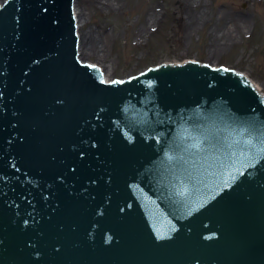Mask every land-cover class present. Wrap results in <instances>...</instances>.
<instances>
[{"label":"water","instance_id":"95a60500","mask_svg":"<svg viewBox=\"0 0 264 264\" xmlns=\"http://www.w3.org/2000/svg\"><path fill=\"white\" fill-rule=\"evenodd\" d=\"M74 1L0 5V264H264V96L222 62L106 83Z\"/></svg>","mask_w":264,"mask_h":264},{"label":"rangeland","instance_id":"374dc122","mask_svg":"<svg viewBox=\"0 0 264 264\" xmlns=\"http://www.w3.org/2000/svg\"><path fill=\"white\" fill-rule=\"evenodd\" d=\"M84 4L80 34L89 33L94 48L81 57L97 62L109 79L133 75L152 62L197 57L240 69L264 93V0H117L112 8L100 0H77V6ZM231 19L240 30L227 41Z\"/></svg>","mask_w":264,"mask_h":264},{"label":"bare ground","instance_id":"6f19581e","mask_svg":"<svg viewBox=\"0 0 264 264\" xmlns=\"http://www.w3.org/2000/svg\"><path fill=\"white\" fill-rule=\"evenodd\" d=\"M116 1L117 0H100L101 6L102 7H107V8H112L114 6H116ZM105 5V6H104ZM87 6L84 4L83 6H77V0H75V14H76V18L78 20V24H79V35H80V46H79V51L80 54H84L85 52H88V50H93L94 48V42L91 39V35L88 34H84L83 38L82 35L80 34V29L82 28V26L84 24V18L86 17L85 13H86V9ZM155 16L154 14L151 15V19L155 20ZM231 23V25L226 26V32L227 34L224 33V35H226L225 39L227 41H233L236 37H237V33L240 30V25L237 19H231V21L229 22ZM247 23V22H246ZM83 46V48H82ZM87 48V49H85ZM82 58V57H81ZM107 79L108 76H107ZM259 89L261 88L260 86H257ZM261 90V89H260Z\"/></svg>","mask_w":264,"mask_h":264}]
</instances>
